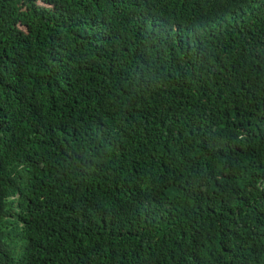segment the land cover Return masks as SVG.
<instances>
[{
	"label": "trees",
	"instance_id": "1",
	"mask_svg": "<svg viewBox=\"0 0 264 264\" xmlns=\"http://www.w3.org/2000/svg\"><path fill=\"white\" fill-rule=\"evenodd\" d=\"M0 264H264V0H0Z\"/></svg>",
	"mask_w": 264,
	"mask_h": 264
}]
</instances>
